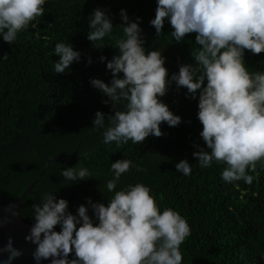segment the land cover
<instances>
[{
	"label": "clouds",
	"instance_id": "9594fccd",
	"mask_svg": "<svg viewBox=\"0 0 264 264\" xmlns=\"http://www.w3.org/2000/svg\"><path fill=\"white\" fill-rule=\"evenodd\" d=\"M48 0H0V37L15 44L22 31L39 30L40 18ZM123 23L114 25L107 9L96 7L88 17L87 39L97 49L111 45L117 51L107 60L112 79L91 78L92 87L106 97L102 102L115 109L113 114L97 110L93 129H104L102 143L116 148L140 145L149 135L162 136L161 123L178 126L182 116L174 113L161 97L175 83L186 88V96L198 97L197 118L202 124V146L193 142L200 168L223 164L220 176L226 184L251 185L257 165L264 169V70L250 68L245 52H264V0H156L155 17L150 24L160 37L164 24H171L173 40L181 42L196 33L191 50L194 63H184L168 75L163 49L147 50L141 17L132 19L121 8ZM119 28L121 34H114ZM105 38L113 41L106 43ZM53 73H64L81 60V51L72 42H57ZM2 59H7L5 54ZM100 61L106 60L101 55ZM93 62L89 56L87 63ZM123 73L121 76L120 74ZM122 105L123 107H118ZM107 122V123H106ZM85 158L88 153L83 154ZM176 170L190 176L193 164L187 158L175 164ZM147 171L128 158L111 163V178L105 192L107 203L87 198L73 213L69 201L46 190L31 204V224L25 241L35 245L34 264H184L181 245L191 235V225L179 210L162 207L150 185L122 184L121 177ZM66 181L79 182L96 175L84 166L64 167ZM97 178V177H96ZM14 204L6 209L13 216ZM91 209V215L89 213ZM59 225V230H57ZM70 254L72 256L70 257ZM24 255L8 236L0 246V264H14ZM240 258H246L242 250Z\"/></svg>",
	"mask_w": 264,
	"mask_h": 264
},
{
	"label": "trees",
	"instance_id": "16d2710c",
	"mask_svg": "<svg viewBox=\"0 0 264 264\" xmlns=\"http://www.w3.org/2000/svg\"><path fill=\"white\" fill-rule=\"evenodd\" d=\"M96 7L111 14L114 25L123 23L120 9L132 19L141 17L147 50L163 49L168 75L178 72L181 64L194 63L191 50L196 33H188L177 43L164 24L160 37L150 24L155 17L156 0H48L38 29L22 31L15 44L0 37V202L17 199L43 170L35 187L19 209L20 217L32 224L31 204L43 191L57 192L69 201L73 213L87 198L107 203L112 193H104L111 178L110 165L128 158L147 171L133 169L121 177L122 184L143 182L150 185L162 207H172L188 219L191 235L181 245L184 264H264V169L257 165L251 185L243 180L239 187L226 184L220 173L223 164L200 168L192 152L193 142L202 146L197 118L198 97L186 96V88L177 90L173 83L161 99L182 116L178 126L161 123L159 137L149 135L140 145L131 141L116 148L102 143L104 129H93L97 110L107 115L115 109L102 101L106 97L90 84L91 78L112 79L107 60L116 53L111 45L93 47L87 39L88 17ZM114 34H121L114 28ZM72 42L81 51V60L64 73H53L57 42ZM105 42L112 44L108 38ZM103 55L106 60L101 62ZM91 56L93 62L87 63ZM250 68L264 70V52H245ZM121 76L123 73L120 74ZM118 107H123L122 105ZM107 123V122H106ZM88 153V157H84ZM57 157L56 159H53ZM187 158L193 164L190 176L179 173L175 164ZM84 166L96 177L79 182L66 181L60 175L64 167ZM101 187V188H100ZM91 215V209H89ZM59 230V225L56 226ZM246 250V258L240 253Z\"/></svg>",
	"mask_w": 264,
	"mask_h": 264
},
{
	"label": "water",
	"instance_id": "95a60500",
	"mask_svg": "<svg viewBox=\"0 0 264 264\" xmlns=\"http://www.w3.org/2000/svg\"><path fill=\"white\" fill-rule=\"evenodd\" d=\"M54 157L53 159H56ZM51 159H47L46 164L43 170L39 173L37 178L25 189V191L17 199L7 202H0V246H3L6 243L8 236L14 237L15 244L18 248H22L24 255L14 261V264H34L32 260V250L35 245L30 242L25 241L24 236L27 234L31 224L25 222L19 215V209L23 201L28 197L32 189L35 187L39 178L45 172ZM9 204H14V211L17 213L13 216L6 209ZM72 254H70V257ZM43 264H48L47 261H44Z\"/></svg>",
	"mask_w": 264,
	"mask_h": 264
}]
</instances>
